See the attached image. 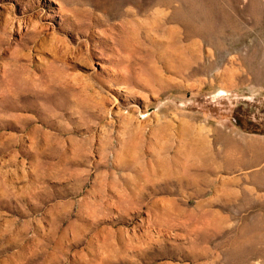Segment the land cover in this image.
<instances>
[{
  "label": "rangeland",
  "instance_id": "obj_1",
  "mask_svg": "<svg viewBox=\"0 0 264 264\" xmlns=\"http://www.w3.org/2000/svg\"><path fill=\"white\" fill-rule=\"evenodd\" d=\"M0 264H264V0H0Z\"/></svg>",
  "mask_w": 264,
  "mask_h": 264
}]
</instances>
